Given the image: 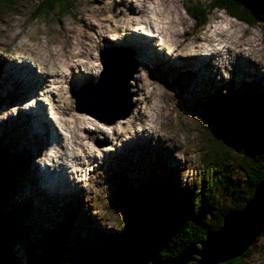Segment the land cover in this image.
<instances>
[{
    "label": "rangeland",
    "instance_id": "1",
    "mask_svg": "<svg viewBox=\"0 0 264 264\" xmlns=\"http://www.w3.org/2000/svg\"><path fill=\"white\" fill-rule=\"evenodd\" d=\"M246 1L255 2L259 8V17L255 25L230 17L222 9H212L208 22L197 30L193 19L184 11L182 0H174L181 22L178 38L184 46L194 44L203 48L213 40L201 39L202 37L206 38L212 30L223 33L224 28L227 29L225 36L217 37L228 47H232L236 42H242L255 48L256 55L251 53L250 56L253 58L243 55L247 58L242 59L243 63L239 64L236 61V54L234 61L223 59L222 63L231 65L230 68L221 64V59L216 60L219 65L210 62V70L217 72L220 70L224 80L222 82L215 80L208 86L202 85L201 79L195 77L203 74L188 66L189 63L195 65L196 61H183L176 64V67L173 64L171 66L174 56L170 55L166 48L167 43L161 42V34L158 40L154 33L156 31L149 25L147 19L139 20V17L133 19L128 26L130 28L135 25L138 30L135 31L133 28L130 31L125 25L133 16L129 10H126L127 16L118 13L113 21L110 18L112 14L108 11L109 4L116 10H123L127 3H132L149 8L148 11L151 12L153 9L166 8V0H72L70 11L66 14L61 15L55 11L45 16L39 14L33 19L30 17L35 12L37 0H13L9 8L4 2L0 3V93L10 92L1 77L6 58L12 57L16 63L23 58L18 55L24 56L29 60L28 63L34 72L44 77V83L42 82L44 87L36 82L34 90L20 93L18 91L21 87L18 84L16 89L14 87L13 93L7 95L10 99L0 97V158L5 155V158L1 159V164L6 173H10L12 181L10 188L0 195V209L3 212L19 211L13 220L23 230L22 235L11 240L8 246L9 264H41L52 250L50 234L58 228L65 229L66 225H69L67 248L64 249L63 255L54 259L52 263L91 264L78 256L80 247L73 241L81 240L83 243L87 242L88 246L96 247L101 242L100 232L125 228L126 214L122 210L124 198L121 194L128 187H139L144 190L146 186L159 187V184H162L163 189H169V193L175 198L189 194L191 189L198 192L204 174L207 175L212 167L205 162L209 158L211 138L221 127L219 121L222 114L225 117L233 116L242 125L256 126L260 129L259 137L264 140V72H256L264 71V0ZM88 24L94 25L95 28ZM98 26L105 27L100 34L96 32ZM127 33L147 38L146 48L158 55L163 54L165 61L155 65V61L145 52L137 50L133 43L123 41ZM78 41L83 42V47L88 52L84 58H79L76 62L67 61L63 53L72 49ZM50 47L60 49V54H54ZM164 50L167 51L162 53ZM181 50L189 53L186 48ZM198 51L190 54L206 57ZM100 52L102 54L113 52L104 55L106 59L122 55L128 65L136 66L130 80L133 111L126 118L113 123H106V120L122 113L125 105L100 106L82 94L81 100L79 97L78 101L75 99L83 85L99 77L102 71ZM165 53L168 56L164 55ZM38 57H42L40 63L47 61L50 67L55 63L58 68H71L64 70L62 74H58L56 70L52 71L55 73L43 74L40 67H37ZM253 59L263 64L261 70L255 66L257 63ZM251 60L255 68L250 65ZM81 63H84L86 68H82ZM88 66L92 68H87ZM167 67L173 70L170 72ZM236 68L241 73L232 75V69ZM81 70L87 76L81 78L82 82L78 85L75 84V80L70 83L75 89L72 92L73 89L67 86L68 82L65 83V79L67 76L74 78ZM86 71L93 73L87 74ZM195 71L196 73H193ZM190 73L193 77L187 78ZM28 76L33 75L28 72ZM55 85H61V89H55ZM187 89L194 93L185 94L183 91ZM38 91L42 92V95ZM34 92L38 94H32ZM41 99L42 101L45 99L42 106L49 111L50 120H54L53 116L57 115L55 109L66 103L76 113L90 115L99 123L102 122L104 130L96 131L94 128L84 130V134L90 139H86L88 145L92 144L95 147L98 145L101 151L99 149L96 154L103 152L100 158L91 157L94 166L93 163H89L90 168H87V165L69 161L71 170L74 168L83 170L77 174L72 172L54 175L53 180L49 181L52 179V172H48L46 166L50 171L59 172V169H55L54 161L49 160V157L53 156V146L55 154L65 149L70 155L69 149L72 144L70 133L60 126L59 128L58 124L55 126L54 121L52 122L56 127V135L58 134L62 141L56 142L57 136L54 135L53 139L50 138L51 146H48L47 150L49 155L42 160L43 162L35 165L31 152L19 150L11 142L12 138L20 136V133L28 136L25 132L28 127L22 129L18 126V117L17 121H14L18 111L32 107L37 109L36 106L39 107ZM6 110L8 112H5ZM11 113L14 115L8 121ZM70 119L76 121L75 118ZM7 121L8 125L4 126ZM9 125L12 128L9 129ZM3 131L6 133L2 134ZM71 134L73 135V132ZM126 134L131 135L126 137ZM79 135L83 133L80 131L77 137ZM83 139L85 140V137ZM213 160L214 158H211V161ZM17 166H23V171L17 172ZM63 167L65 165H62ZM69 171L68 168L67 173ZM15 176L16 181L13 179ZM209 176L210 174L207 175ZM220 180V184L214 187L220 207L227 208L233 202L247 196L245 177L236 167L234 160L229 162L226 171L220 175ZM45 183L48 192L41 186ZM58 185L62 187L61 195L58 194L60 192L49 193V189H54ZM206 217L207 215L203 219L206 220ZM248 249L250 254L246 257L245 264H264V235L255 240Z\"/></svg>",
    "mask_w": 264,
    "mask_h": 264
},
{
    "label": "trees",
    "instance_id": "2",
    "mask_svg": "<svg viewBox=\"0 0 264 264\" xmlns=\"http://www.w3.org/2000/svg\"><path fill=\"white\" fill-rule=\"evenodd\" d=\"M37 1V7L30 19L55 11L61 15L66 14L70 11L72 3V0ZM2 2L9 8L13 0H0V3ZM182 3L184 11L193 19L197 30L208 22L212 9H222L230 17L249 25H255L259 17L257 4L246 0H182ZM219 123L221 127L211 138L209 158L205 162L206 165L212 166L207 173L210 176L204 174L198 192L191 189L189 194L175 198L169 193V189H163L162 184H159V187L146 186L144 190L139 187L124 189L121 195L124 198L122 210L126 214V227L112 232H100L101 242L96 247L88 246L87 242L83 243L81 240H74L73 243L80 247L78 256L91 264H149L151 258L165 259L176 256L188 245L199 244L207 231L215 230L221 225L225 212L241 209L264 177V140L259 137L260 129L242 125L233 116L225 117L222 114ZM2 156L0 195L4 194L12 183L10 173H6L1 164V159L5 158L4 154ZM211 158L214 160L211 161ZM231 160H234L236 167L245 177L247 196L223 208L219 205L214 187L220 184V175L226 171ZM21 170L23 171V166L16 167L17 172H22ZM13 179L16 181L17 177ZM18 213L19 211L3 212L0 209V264H9L8 246L11 240L23 233L22 228L13 220ZM205 215L206 220L203 219ZM66 226L65 229L58 228L50 234L52 250L41 264H54L52 261L63 255L69 233V225ZM262 235L264 228L260 236ZM249 254L247 249L241 256L221 264H245Z\"/></svg>",
    "mask_w": 264,
    "mask_h": 264
},
{
    "label": "bare ground",
    "instance_id": "3",
    "mask_svg": "<svg viewBox=\"0 0 264 264\" xmlns=\"http://www.w3.org/2000/svg\"><path fill=\"white\" fill-rule=\"evenodd\" d=\"M126 10L130 11L131 16L133 15L131 19H129L125 22V25L127 28H129L128 25L133 21V19H137L139 17L140 18L139 20H146L147 19L149 21V25L156 31L154 33L159 38L158 40H160V34H161V36H162L161 42L162 43L165 42V44L167 43L166 48L170 51L169 52L170 55L174 56L172 63H171V66L173 64V66L176 67V64L183 62V61H190V60L196 61L195 65L193 63H189L188 66H189V68L196 70L198 73L205 75V76L198 75V77L195 76L196 79H198V78L201 79L202 85H204V86H208L209 84H211V82H213L215 80H217L218 82H222V80H224L223 79L224 77L222 76V73H220V70H219V72L210 70V62H213L216 65H219L218 62H216V60L221 59V64L225 65L224 63H222V60L227 59L230 61H234L235 54H236L237 55L236 61L240 64V63H243L242 59H245V60L247 59L243 55H247V56L252 57V58H253V56L252 55L250 56L251 53L252 54L255 53V55H256L255 48L247 46L246 43L236 42V44L234 43V45L232 47H228L225 43H222V40L221 39L219 40V38L217 36H225L224 34H225V32H227V29H224V28H222L223 33H221L220 31L212 30L211 34L207 35L206 38L202 37L201 39H208L209 41L213 40V42H211V43L209 42L208 45L203 47V48H199L198 45H194V44L192 46H186V45L184 46L183 45L184 43L182 41H179V38H178L179 25L181 22H180V15L178 14V12L175 8L174 0H166V8L161 7V8L156 9V10L153 9V10H151V12L148 11L149 8H146V7L143 8L142 6L133 5L132 3H127V7L123 10H116V8L113 5L109 4L108 11L110 12V14H112L110 17L111 21L114 20V17L115 18L117 17L118 13H121V15H123V16H127L128 12ZM122 11H123V13H122ZM107 17H109V16H107ZM110 18H108L109 21H110ZM88 26H91V28H93V29L95 28L94 25H92V24H88ZM104 28H105L104 26H98L96 28V32H98V34H100ZM133 28L135 31L138 30V28H136L135 25L133 27H130L129 30L131 31V29H133ZM144 32L148 33L147 31H144ZM141 34L144 35V33H141ZM158 34H159V36H158ZM89 39H91V38H89ZM123 41H125L129 44L133 43V45L136 46L137 50L145 52V54H147L151 58V60H154L155 65H156V63L160 64L162 61H165L163 54L158 55L154 52H150L148 47L146 48L145 44L148 42V39L142 35H136L134 33H127V36L124 38ZM234 46H236L237 48H235ZM182 48H186V50L189 53L183 52L181 50ZM236 49H237V52H236ZM50 50L54 54L55 53L60 54V49L58 50L55 47H50ZM166 51L167 50H164L162 53H164ZM197 51L203 55L205 54L206 57L193 56L192 54H190V53H196ZM229 51H231L232 53ZM86 52H88V50L86 51V49H84L83 42L78 41L72 47V49L64 52L63 55L65 56V59L67 61L76 62L79 60V58H84V55L86 54ZM173 52H174V54H173ZM164 55H167V54L165 53ZM18 56L23 57V58L21 60L16 61V63H14V60L12 57L4 59V65L5 66H4V69L1 73V77H2V81L5 83V87H9L10 92L7 91L6 93L3 94V92L1 91V93H0L1 99H3V98H9L10 99V97H8L7 95H9L10 93H13L12 91H14L16 89V86H18V84H20V87H21V89H19V91H18L20 93H23L26 90H28V92H31L32 90H34L35 87L37 86L36 82H39L38 84H40V86H43L42 85V82L44 83L43 75L34 72V69L31 68L30 64L28 63L29 60L28 59L26 60V57L21 56V55H18ZM117 58H119V57H117ZM210 58H213L215 60H212ZM178 59L180 61H177ZM36 60L38 62L37 67H40V69L42 71H40V70L39 71L42 72L43 74H44V72L47 74L55 73V72H52L55 70L58 71V74L59 73L62 74L64 70L71 68V67L58 68L55 63H53V65L50 67L49 64L47 63V61H43L42 63H40L42 61V57H38V58H36ZM253 60L255 61V63H257L255 66L259 70H261L263 68V66H262L263 64L256 61L255 59H253ZM251 64H252V60H251L250 65ZM81 65H82L81 66L82 68H86L84 63H81ZM106 65H108V61H107ZM127 65H128V62H127ZM128 66H130V65H128ZM225 66L228 68L231 67V65H229V64H227ZM252 66L254 67L253 64H252ZM87 68H92V67L88 66ZM166 69L170 70V72L173 70L172 68H169V67H167ZM213 69H215V68H213ZM36 71H37V69H36ZM196 71L193 73H196ZM28 72L31 73V75H33V76H28ZM86 72H87V74L93 73L92 71H86ZM101 72H100L101 75L99 74L100 77H102L104 75ZM256 72L262 73L264 71L261 70V71H256ZM240 73L241 72L239 71L238 68H236V70L232 69V75L233 74H240ZM78 74L79 75H76L74 78H70L69 76H67V79H65V83L68 82L67 86H70V88L73 89L72 92L75 89L73 88V86L70 83L75 80V84L78 85L82 82L81 78H84L85 76H87V75H85L86 73L85 74L83 73V70H81V72H79ZM186 77L192 78L193 76L190 73ZM108 78H109V75L106 72V76H105L104 80H106ZM209 78H211L210 81H209ZM169 81L173 82L175 80H169ZM109 85L111 86L110 83H109ZM83 86H85V85H83ZM181 86H183V85L181 84ZM14 87H15V89H14ZM55 89H61V85H55ZM81 90L82 89H80V92H78L75 95V96L79 95L78 96L79 100H81V98H80ZM187 90H189V91H187ZM187 90H186L187 93L185 90L183 92L185 94H189L191 92L194 93V91H192L190 89H187ZM38 92H34L32 94H35V93L38 94ZM95 93H98L99 96ZM67 94H69V92H67ZM104 94H105L104 93V83L98 82V80H97V83L95 85H93L91 87V89H89L87 91V93L85 95H83V97L85 96L88 100H90V98H91L93 103L98 104L99 100L102 99L101 96H103ZM77 98H76V100H78ZM44 100L42 101V99H41V102H40L41 104H39V107L36 106L37 109L32 107V109L28 108L25 111L24 110L18 111L14 121H17V117H18L19 123L18 124L16 123V124L18 126L22 127V129L24 127H28L27 131H25L28 136H26L24 133L23 134L20 133L19 134L20 136L12 138L11 142H13L16 145L17 149L24 150L27 152L28 151L31 152L33 158L35 159V165H36L37 163L44 160L49 155V154L47 155L48 146L49 147L51 146L49 143V140L53 135L54 136L58 135V134L56 135V127H55L58 124V127L60 126L70 133L69 137L72 138V139H70V140H72V142H71L72 144H71V147L69 150L71 151V154L68 155L67 151L65 149H62L59 152H57V154H55L56 151H55L54 146H53V151H52L53 156L49 157V160L54 161L55 169H59V172L50 171V169L46 166V170L48 172H52L51 173L52 179H50L49 181L53 180L54 175L60 176V175H65V174H71L72 172L74 174H77L79 171L83 170V169H78V168H74L73 170H71L72 169L71 166L68 165L69 161L75 162L74 164H77V162H78L80 165H87V168H90L89 163H93V159L91 161V157L93 156L95 158L96 157L100 158L101 154L103 152L96 154V152L100 149L97 147L98 145L96 147L92 144L88 145L89 142H87L86 139L88 140L89 138H88V136H86L87 134L86 135L84 134V132H85L84 130L88 131L87 128H89V129L94 128V129H96V131L99 129L104 130L105 126H103L101 124L102 122L99 123V121L94 120L90 115L83 114V113H76L75 111L70 109L69 105L66 103H64L62 106H58L55 109V112L57 113V115L53 116L54 120H50V115L48 113L49 111H46L45 106H42V104L45 103ZM132 111H131V113H132ZM5 112H8V110H6ZM13 115L14 114L11 113L8 116V121H10L11 116H13ZM93 115H95V114H93ZM95 116L99 117L97 115H95ZM69 117L75 118L76 121L71 120ZM8 121L6 124L4 123L3 125L7 126ZM52 121H54L55 126H54V123ZM88 123H90L92 125H89ZM10 128H12V127H10V125H9V129ZM80 131L83 133L84 136L79 135L77 137V133ZM96 131H94V132H96ZM72 132H73V135L71 134ZM3 133L5 134L6 132L3 131L2 134ZM129 135H131V134H126V137H129ZM84 137H85V140L83 139ZM137 138L143 139V137H137ZM52 139H53V137H52ZM55 139H56V142L62 141V138L61 137L58 138V136ZM134 139H136V138H134ZM53 142H55V140ZM136 143L139 144L140 142H136ZM131 146H133V145L131 144ZM104 149H106V148H104ZM49 151H50V148H49ZM100 151H101V149H100ZM65 158H67V159L65 160ZM62 162H64V163L62 164ZM62 165H65V167L62 168ZM92 165L94 166L95 164L93 163ZM68 168L70 171L67 173ZM48 179H49V177H48ZM65 181H66V179H65ZM41 186L46 190V188H47L46 183L42 184ZM61 189H62V187L60 185H58V187H55L54 189L53 188L49 189V193L60 192ZM45 192H48V191L46 190ZM58 194L61 195L62 193L60 192Z\"/></svg>",
    "mask_w": 264,
    "mask_h": 264
},
{
    "label": "water",
    "instance_id": "4",
    "mask_svg": "<svg viewBox=\"0 0 264 264\" xmlns=\"http://www.w3.org/2000/svg\"><path fill=\"white\" fill-rule=\"evenodd\" d=\"M112 53L102 54L100 52L102 54L100 55L101 73L104 74V77L99 76L100 78L98 77L97 80L104 83L105 94L101 96L102 99L99 100L98 105H111L113 107L125 105V107L122 113L106 120L107 123H113L130 115L132 111L130 80L136 71L135 64L128 66L126 58L122 55H114L116 59L104 58V55ZM107 61L108 65H106ZM106 72L109 78L104 80ZM97 80L83 86L81 94L85 95L97 83ZM95 94L99 96L98 93ZM77 97L75 96V99ZM263 228L264 177L255 186L243 207L239 210L227 211L222 217L221 225L215 230L207 231L204 239L199 244L188 245L176 256L165 259L151 258L149 264H186L188 262H194V264H221L241 256L261 235Z\"/></svg>",
    "mask_w": 264,
    "mask_h": 264
}]
</instances>
